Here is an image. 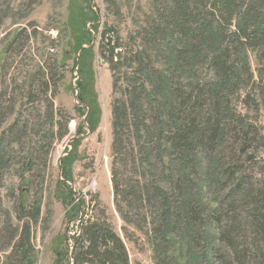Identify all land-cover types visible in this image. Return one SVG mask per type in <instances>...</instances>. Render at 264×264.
I'll return each instance as SVG.
<instances>
[{"label":"trees","instance_id":"1","mask_svg":"<svg viewBox=\"0 0 264 264\" xmlns=\"http://www.w3.org/2000/svg\"><path fill=\"white\" fill-rule=\"evenodd\" d=\"M106 1L111 10L118 9L116 0ZM162 7L163 14L169 10L167 17L145 27L143 35L149 49L158 45L155 58L162 57L164 71L149 68L152 53L130 56L117 51L120 44L112 35L108 49H103L111 68L126 80L124 93L115 96L112 107L117 208L125 221H131L132 212L146 219L147 202L153 226L148 221L145 225L173 249L175 264H264V187L246 172L256 158L250 152L255 126L250 117H237L231 108L233 94L245 85L255 87L247 67L250 53L258 59L257 83L264 92V0H174L173 8ZM66 25L70 50H65V58L74 53L80 73L75 90L85 105L77 109L86 116L61 159L59 187L66 186L62 200L71 205L76 197L68 183L80 158L79 136L88 128L95 132L101 113L87 81L95 60L93 46H88L93 43L90 30L99 27L92 0H70ZM111 31L107 28L105 34ZM133 60L138 61L137 70L130 77L124 68ZM142 78L150 79L148 89ZM131 168L140 169L137 182L128 179ZM159 168L170 191L158 184ZM84 204L76 203L79 212ZM39 213L36 206L35 218ZM79 231L74 237L75 264H128L124 244L106 225L89 220ZM21 234L15 253L22 264H36L29 227ZM57 244L56 264H70L68 239L62 236Z\"/></svg>","mask_w":264,"mask_h":264},{"label":"rangeland","instance_id":"2","mask_svg":"<svg viewBox=\"0 0 264 264\" xmlns=\"http://www.w3.org/2000/svg\"><path fill=\"white\" fill-rule=\"evenodd\" d=\"M173 3L174 0H116L118 9L111 10L106 0H92L99 14V27L90 30L93 43L88 46H93L95 60L87 81L101 113L95 132L88 128L79 136L80 158L73 164V181L68 183L76 197L71 206L62 200L68 189L59 187L63 180L61 159L86 116L77 109L85 105L75 90L80 73L74 53L71 51L68 59L64 53L70 50L66 46L70 0H0V160L4 156L0 164V264H22L15 244L27 226L36 264H56L53 248L62 236L68 239L70 264H75L74 237L79 235L80 225L89 220L106 225L120 238L128 264H175L173 249L164 245L158 234L154 238L145 225L148 221L153 226L147 202L146 219L132 212L128 214L131 221H125L117 208L112 174V107L115 96L124 93L126 80L114 72L103 55L112 35L120 44L117 51L130 56L152 53L149 68L154 73L164 71L162 57L155 58L158 45L149 49L143 34L144 28L154 25L160 16L167 17L169 10L163 14L162 6L173 8ZM88 25L90 29L91 23ZM110 27L112 31L105 34ZM174 38L177 42L176 34ZM137 63L133 60L124 68L127 76L134 77ZM258 63L250 53L247 67L254 75L255 87L251 90L245 85L233 94L231 108L237 117H250L255 126L250 152H255L256 158L247 164L246 172L256 185L264 187V92L259 90ZM141 80L146 81L144 87L148 89L150 79ZM52 114L53 120L49 119ZM158 172V184L170 191L166 176L162 177L165 172L160 168ZM140 175V169L131 168L128 179L137 182ZM81 200L85 204L79 212L76 203ZM36 206L39 218L34 216ZM123 207L126 213L125 202ZM178 253L175 251L176 256Z\"/></svg>","mask_w":264,"mask_h":264},{"label":"bare ground","instance_id":"3","mask_svg":"<svg viewBox=\"0 0 264 264\" xmlns=\"http://www.w3.org/2000/svg\"><path fill=\"white\" fill-rule=\"evenodd\" d=\"M12 22V21H11ZM32 30V29H31ZM34 31V30H33ZM77 82V81H76ZM99 96V95H98Z\"/></svg>","mask_w":264,"mask_h":264}]
</instances>
